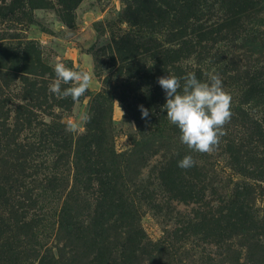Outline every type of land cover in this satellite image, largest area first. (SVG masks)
I'll list each match as a JSON object with an SVG mask.
<instances>
[{
	"label": "rangeland",
	"instance_id": "rangeland-1",
	"mask_svg": "<svg viewBox=\"0 0 264 264\" xmlns=\"http://www.w3.org/2000/svg\"><path fill=\"white\" fill-rule=\"evenodd\" d=\"M243 2L0 0V221L20 264H264V0ZM58 62L92 76L78 101L49 91ZM213 70L232 116L199 153L158 78Z\"/></svg>",
	"mask_w": 264,
	"mask_h": 264
},
{
	"label": "clouds",
	"instance_id": "clouds-1",
	"mask_svg": "<svg viewBox=\"0 0 264 264\" xmlns=\"http://www.w3.org/2000/svg\"><path fill=\"white\" fill-rule=\"evenodd\" d=\"M55 79L49 85V91L64 99L71 97L75 102L90 90L92 76L87 71L66 66L63 62L54 65ZM208 81L197 79L194 72L177 77L168 75L159 77L158 84L164 90L166 110L169 122L180 131V141L190 150L199 153H211L226 135L224 126L230 122L232 97L223 88L217 74L207 73ZM181 79L184 83L181 85ZM63 85H69L62 89ZM142 118L147 119L149 110L139 106ZM89 119L87 115L83 117ZM69 131H76V126L69 125ZM191 155H186L178 162V166L187 169L194 166Z\"/></svg>",
	"mask_w": 264,
	"mask_h": 264
},
{
	"label": "trees",
	"instance_id": "trees-1",
	"mask_svg": "<svg viewBox=\"0 0 264 264\" xmlns=\"http://www.w3.org/2000/svg\"><path fill=\"white\" fill-rule=\"evenodd\" d=\"M244 1L242 3V6H239L237 10L234 11L235 14L237 15H242L244 13H247L251 7H249L248 2L249 0H242ZM4 181V185L0 184V197L6 196L8 191H9V186L8 188H6L7 185V178L3 179ZM2 201L0 200V203ZM7 201H5L6 203ZM107 222H105L106 224ZM6 226V223H1L0 221V264H20L19 261L21 259V251L19 249V245H18V240L16 238H11V239H7L6 237V232H7V227H3ZM68 227V229H70V224L67 223L66 225ZM94 226L93 223H90V228H87L85 231H83L82 234V238L83 240H87L90 237V234L92 231H94ZM74 231L76 232L77 229L73 228ZM62 230V229H61ZM71 230V229H70ZM104 240H108V238L110 236L113 237L112 243L116 246L117 243V230L115 227V224H110V226L107 223V229L105 230V232L103 233ZM70 238V237H68ZM81 238V239H82ZM76 237L73 236L72 240L74 242H76ZM89 242L85 244V249H82L81 251L85 252L86 249H88L89 247ZM79 250H77V253H75V256H79L80 254L78 253ZM78 264H80V262H78Z\"/></svg>",
	"mask_w": 264,
	"mask_h": 264
}]
</instances>
